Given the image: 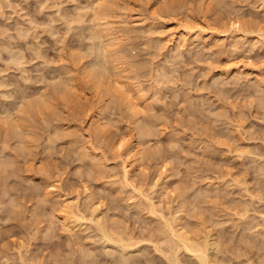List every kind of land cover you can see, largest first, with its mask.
<instances>
[{
    "label": "rangeland",
    "instance_id": "1",
    "mask_svg": "<svg viewBox=\"0 0 264 264\" xmlns=\"http://www.w3.org/2000/svg\"><path fill=\"white\" fill-rule=\"evenodd\" d=\"M175 232L264 264V0H0V264H201Z\"/></svg>",
    "mask_w": 264,
    "mask_h": 264
},
{
    "label": "bare ground",
    "instance_id": "2",
    "mask_svg": "<svg viewBox=\"0 0 264 264\" xmlns=\"http://www.w3.org/2000/svg\"><path fill=\"white\" fill-rule=\"evenodd\" d=\"M105 8V7H104ZM100 15L102 16V13H101V11H100ZM98 20V19H97ZM96 20V21H97ZM99 22V21H98ZM234 23H235V21H234ZM242 23L240 22V21H236V25L235 24H233V26L235 27V28H237L238 30H241L243 27H242ZM227 30H225V31H220L221 33H223V35H226L227 34V32H226ZM182 33L179 35L180 36V38H179V40H180V43L181 44H185V43H187L188 44V42L190 43V42H192L193 43V40L195 41V39H203V40H205L204 39V36H202V34L200 35V33H202V32H199V33H190L191 32V30L189 31L188 30V28H187V30L186 29H183V31H181ZM219 32V31H218ZM229 33V32H228ZM221 36V35H220ZM227 36V35H226ZM97 63V62H96ZM107 65H108V63H107ZM93 66V65H92ZM95 66V65H94ZM104 66V65H103ZM106 65H105V68H104V70H106ZM108 70H109V68H108ZM92 70L90 69V72H91ZM99 71V70H98ZM97 70L96 71H92L91 73L89 72V76H90V78L93 80V83L95 82V85L93 86L95 89H96V91L99 89L98 87H100V84L98 85V82H100V78H101V76H102V73L100 74L99 72H98ZM99 75H101L100 77H99ZM90 79V80H91ZM102 79V78H101ZM115 80H116V84H118V86H123V82H124V80L123 81H121L120 82V80H118L117 78H115ZM121 83V84H120ZM122 88H125V87H122ZM126 90H128V89H125V91ZM130 91H131V88L129 89ZM99 92H101L100 90H99ZM127 92V91H126ZM132 104V103H131ZM134 104H132L131 106H133ZM135 105H136V103H135ZM134 105V106H135ZM133 106V107H134ZM136 108V107H135ZM137 111V110H136ZM139 118V117H138ZM96 122V121H95ZM100 123H101V121H100ZM103 124V123H102ZM129 134H131V133H129ZM123 139V138H122ZM120 141V140H119ZM137 141V140H136ZM135 141V139H134V135H133V133H132V135H129L127 138H124L123 139V141L121 140V142H120V145H121V147H123V146H126V149L124 150L125 152H124V154H125V158H124V168H125V171H126V174H128L130 171H131V167L135 164V163H137V161L140 159V158H142V152H143V148H142V146L143 145H141V141L140 142H136ZM119 143V142H118ZM144 144V143H143ZM65 205L67 206V204L65 203ZM181 227H184V225H183V223L182 222H179L178 223ZM174 231H177V230H174ZM175 234L178 236V238H179V240L182 242L180 245L178 244V246L180 247V248H185V249H187V250H189V251H191V252H193V253H195L199 258H200V261H201V264H210V260H209V258L207 257V255L205 254V251H206V245L205 246H203L202 244H200L199 242H197V241H194V240H192V239H190V237L188 236V234H186L185 232H182V233H178V232H175ZM107 238H109V239H111L108 235H107Z\"/></svg>",
    "mask_w": 264,
    "mask_h": 264
}]
</instances>
